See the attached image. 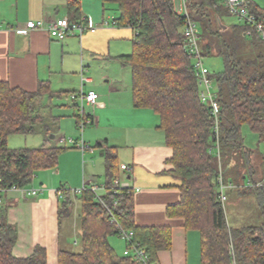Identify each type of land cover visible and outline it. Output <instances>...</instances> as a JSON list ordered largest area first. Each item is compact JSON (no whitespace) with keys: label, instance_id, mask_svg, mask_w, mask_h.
Here are the masks:
<instances>
[{"label":"trees","instance_id":"trees-1","mask_svg":"<svg viewBox=\"0 0 264 264\" xmlns=\"http://www.w3.org/2000/svg\"><path fill=\"white\" fill-rule=\"evenodd\" d=\"M103 2L116 4V25L130 26L135 32L132 52L118 59L131 69L135 106L149 108L160 116L166 143L173 150L169 162L178 180L180 200L167 207V215L181 218L185 228L200 232L202 264H264V184L258 185L254 179L253 150L245 145L242 134L246 125L257 134L259 142L264 141V37L261 32L252 28L250 35H244L246 23H225L224 17L230 14L221 0H188L190 15L198 23L203 58L219 57L223 64L221 71L209 74L221 107L220 158H217L211 151L215 148L214 121L208 106L199 98L193 59L185 48V18L176 12L173 1ZM78 3L79 0H69L68 7L77 11ZM250 9L264 27V8L251 0ZM249 46L258 49L251 57H243L242 51ZM48 92L44 85L35 91H26L0 80L3 188L28 186L36 170L54 168L60 152L66 149V146L53 145L12 149L7 145L8 136L15 133L56 135L57 118L40 102ZM77 119L79 125V114ZM104 151L105 192L97 197L86 188L75 195L81 202V250H61L58 264H138L133 256L118 254L110 244V236L121 238L119 229L132 231V243L143 250L148 263L159 264L157 253L171 248L172 228L135 224L134 191L132 188L112 191L113 181L118 179L113 173L115 154L112 147L106 146ZM224 155L232 157V163L236 162L237 174L251 173V184L243 186V192L255 194L263 218L260 226L232 230L228 225L217 184ZM221 173L224 179V171ZM65 195L59 216L69 215L73 206L70 192ZM5 208L0 201V264H47L46 251L41 246L35 247L26 258L12 254L17 228L6 220Z\"/></svg>","mask_w":264,"mask_h":264},{"label":"crops","instance_id":"crops-1","mask_svg":"<svg viewBox=\"0 0 264 264\" xmlns=\"http://www.w3.org/2000/svg\"><path fill=\"white\" fill-rule=\"evenodd\" d=\"M68 2L0 0V80L26 91H35L39 85L48 87V94L40 102L58 121L53 138L36 133L41 137L40 145L24 148L59 146L56 142L62 141L60 119L52 114L51 101L68 93L70 96L77 90H52L51 87H76L79 88L78 94L90 90L98 94L95 104H87L90 108L87 112L84 109V114L91 119L87 123L91 127L86 128L83 137L73 140L74 145L81 144L83 148L77 146L71 151L63 150L54 168L41 171L38 177L40 181L31 184V187L39 189L38 196L22 197L15 191L1 192L2 203L6 206V220L17 228V240L12 254L17 258H26L34 252L35 247L41 246L45 248L47 264H58L61 250H81V202L75 196L80 194H74L73 190L95 184L99 186L96 195L104 194L107 179L104 147L107 146L112 147L115 154L116 168L113 173L134 191L135 224L169 225L172 228L171 248L157 253L158 263L202 264L200 232L185 228L181 218L167 215V207L180 200V192L177 189L178 180L172 172L173 165L169 162L173 150L166 143L165 133L160 127V116L149 108L135 106L131 69L118 59L132 52L131 44L133 50V28L114 25L118 15L110 12L112 5L103 0H79L77 11L70 9ZM64 17L71 22L84 18L85 23L94 30L86 29L81 34L69 35L63 41L51 38L45 29H35L28 33L10 30L29 20L48 23ZM120 45L123 48H118ZM112 56H116L118 64L114 63ZM91 65L100 68V78L105 79L104 83L88 76L90 73L87 68ZM122 67L129 70L128 80L115 76V72L122 70ZM82 78L88 80L82 81ZM71 99L73 106L78 108L76 98L71 96ZM77 120L75 115L78 126ZM248 130L253 141L259 143L257 134ZM242 134L245 141L243 128ZM258 156L264 163V154L258 153ZM121 165L127 168L122 169ZM256 183L264 184V175ZM250 184L251 181H243L239 186ZM61 187L66 191L59 194L57 191ZM229 188L234 186L230 184ZM68 191L73 206L69 215L59 216ZM122 243L125 249L123 240Z\"/></svg>","mask_w":264,"mask_h":264},{"label":"rangeland","instance_id":"rangeland-1","mask_svg":"<svg viewBox=\"0 0 264 264\" xmlns=\"http://www.w3.org/2000/svg\"><path fill=\"white\" fill-rule=\"evenodd\" d=\"M257 2L261 7L264 8V0H254ZM110 12L118 15V11H115L117 6L115 4L110 3ZM118 17V16H117ZM224 21L227 24H235L239 22V20L232 15L224 17ZM127 43V42H126ZM127 46V44H124ZM123 48V45L118 46V48ZM258 49L256 47H247L244 49L241 53L243 57H251L255 50ZM132 51V44H131V50ZM119 52H122L119 50ZM114 59V63L118 64V59L116 56H112ZM111 60V62H113ZM117 61V62H115ZM96 62H93L92 64H95ZM203 64L209 69L210 72H218L222 70L223 64L222 59L219 57L211 56V57H204L203 58ZM89 69L90 78L94 80L101 81V83H104L105 79L100 78V68L95 67L94 65H91L87 70ZM122 70H118L115 72V76L120 77L122 79L128 80L129 70L127 67H122ZM101 79V80H100ZM59 88H65L69 90L75 89L77 92H73L70 96L62 95L59 99H52L51 101V108L52 114L55 116H59L60 119V135L62 136V141L56 142L59 146H66V149L63 152L71 151L76 148L77 146L73 144V140H76L80 137H83V132L86 130V128H90L91 125H85L81 129L79 125H76L75 121V115L79 113V110L81 109V101L79 97L77 96L76 101L78 108L73 106V101L71 99L72 95L78 94L79 88L76 87H51L52 90H60ZM215 84H212V91L216 92ZM62 93H65L64 91ZM83 108L85 109V112H87L90 108L86 103H83ZM47 110H49L47 108ZM245 137V145L253 150L252 154V163L256 167L257 171L254 173V179L258 180L259 178L264 175V163L261 161L263 160L261 157L258 156V153L264 154V141H261L259 143H255L251 137L252 134L249 132L248 126H243ZM252 132V131H251ZM41 137L36 134H20L15 133L11 134L7 138V145L9 148L12 149H18V148H24V147H37L41 143ZM37 144V145H35ZM90 146V145H88ZM96 149V148H94ZM97 152H99L97 150ZM224 155L223 163H222V170L224 171L225 178L224 183L227 186L224 190V194L226 196L225 201L223 202V208L225 213V218L227 220L228 225L230 228L233 229H242L246 227H254V226H260L263 222V218L261 215V211L259 208V202L253 192H247L244 193V187H240L238 183L240 182H247L250 181V172H239L237 174L238 168L236 167V162L233 161L232 157ZM231 159V160H230ZM236 159V158H235ZM69 161V160H68ZM261 162V164H260ZM45 169H38L34 173L32 182L28 185V187H31V184L35 185L36 182L40 181L38 180V177L41 175V171H44ZM246 174V175H245ZM245 175V176H244ZM245 177V179H243ZM100 182V181H99ZM102 182V180H101ZM100 182V183H101ZM99 183V184H100ZM232 184L234 188H229V185ZM109 242L112 244V246L115 248L116 252L118 254H121L124 246L122 243V239L118 236H110Z\"/></svg>","mask_w":264,"mask_h":264},{"label":"built area","instance_id":"built-area-1","mask_svg":"<svg viewBox=\"0 0 264 264\" xmlns=\"http://www.w3.org/2000/svg\"><path fill=\"white\" fill-rule=\"evenodd\" d=\"M175 10L179 15H182L185 18L183 34L185 37V48L188 51L189 55L193 59V67L195 75L197 77V84L199 87L198 95L201 102L208 106L210 114L212 115L214 125H213V137L215 139V148L211 151L213 154L220 158L219 154V119L221 113L220 103L218 101L217 92L212 91L213 81L209 76V69L203 64V56L201 54L199 46V28L198 23L191 17L188 0H172ZM224 7L227 9L228 13L232 16H235L240 22L246 23L248 28L245 29L244 35H250L252 33V28L258 32H261V35L264 37L263 23L258 20L257 16L250 9L251 0H221ZM116 25V22H113ZM35 29H45L49 36L53 39L63 41L67 36L74 35L76 33L81 34L86 29L94 30L93 27L85 23V19L82 18L79 21L71 22L68 18H58L54 21L45 23L42 20H29L25 22L22 26L11 27L10 30L15 32L28 33L31 30ZM87 78H82V81H87ZM79 97L81 101V109L79 110V127L82 129L87 123L91 122V119L84 114L83 103L88 105H94L98 94L94 90H90L86 93L80 92L78 95H72V98L75 99ZM78 147L83 148L81 144H77ZM122 169H126V165H121ZM1 177H0V195L3 191H15L22 197H37L39 194V189L34 187H18L12 185L8 188H3L1 186ZM218 191H219V200L223 204L226 199L224 190L227 187L224 183L223 175L221 170L219 171L217 177ZM90 189L94 193L98 190L99 186L92 184L90 186H83L80 189L73 190L74 194H81L84 189ZM122 188H131L127 183H122L118 179L113 181L112 191L114 193L118 192ZM66 189L61 187L57 192L59 194L65 192ZM99 197V196H97ZM0 201L1 196H0ZM116 205L117 202L115 201ZM119 234L121 239L127 244L123 254L131 255L133 259L138 264H149L147 257L145 256L142 249L136 243H132L133 232L124 231L119 229Z\"/></svg>","mask_w":264,"mask_h":264},{"label":"water","instance_id":"water-1","mask_svg":"<svg viewBox=\"0 0 264 264\" xmlns=\"http://www.w3.org/2000/svg\"><path fill=\"white\" fill-rule=\"evenodd\" d=\"M50 137L53 138V135L51 134Z\"/></svg>","mask_w":264,"mask_h":264}]
</instances>
